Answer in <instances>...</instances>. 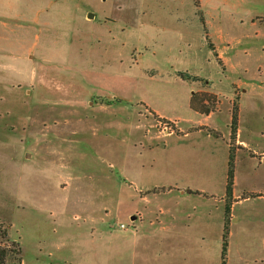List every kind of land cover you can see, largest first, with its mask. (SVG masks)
<instances>
[{"label":"rangeland","instance_id":"rangeland-1","mask_svg":"<svg viewBox=\"0 0 264 264\" xmlns=\"http://www.w3.org/2000/svg\"><path fill=\"white\" fill-rule=\"evenodd\" d=\"M2 62L6 264H221L231 146L226 264H264V0H0Z\"/></svg>","mask_w":264,"mask_h":264},{"label":"trees","instance_id":"trees-1","mask_svg":"<svg viewBox=\"0 0 264 264\" xmlns=\"http://www.w3.org/2000/svg\"><path fill=\"white\" fill-rule=\"evenodd\" d=\"M203 23V21H201ZM207 38V36H206ZM182 77L185 78V74L180 73ZM109 103V102H108ZM190 109L197 111V109L194 106V99L193 96L190 100ZM203 114H209V110L205 109L204 111H199ZM237 114L235 112V109L232 110V115H231V124H230V130H231V139L233 142L235 141V134L237 130ZM234 147L231 146L230 148V154L228 158V164H227V176H226V185H225V208H224V228H223V244H222V252H221V264H226V254H227V242L225 240L226 235H227V230H228V216L230 214V209H231V204H232V192H233V187H234ZM0 237H6V231L4 229L1 230L0 228ZM14 255L19 254V250H16L13 252ZM7 251L5 249H0V264H6L7 260ZM19 264V260H18Z\"/></svg>","mask_w":264,"mask_h":264},{"label":"crops","instance_id":"crops-1","mask_svg":"<svg viewBox=\"0 0 264 264\" xmlns=\"http://www.w3.org/2000/svg\"><path fill=\"white\" fill-rule=\"evenodd\" d=\"M4 66H5V63L4 62H2V64H1V66H0V68L2 67V68H4ZM3 70V69H2ZM196 89H198V88H196V87H194L193 89H190L189 90V93H190V98H189V105H190V100H191V98H192V96L194 95V94H196L197 92H207V90H196ZM113 96V95H112ZM109 100H113V99H109ZM101 107H103V105H101ZM189 108H190V106H189ZM194 112V111H193ZM195 114H198L197 112H194ZM154 115L156 116V117H158V118H160V119H163V118H161V115L159 114V113H154ZM199 115H201V114H199ZM201 116H203L205 119H207V120H209L212 116H213V113H210L209 115H201ZM190 121V122H189ZM188 122L189 123H191V124H193V121H191V119H189L188 120ZM198 127L199 126H208V124L207 123H203V122H198V123H195ZM156 189V188H155ZM175 189V188H174ZM177 190V193L178 194H180V195H184V194H190V193H192V190L191 189H189L188 191H187V193H186V190L184 189V188H176ZM152 190L150 189L148 192H151ZM142 192H144V190H142V191H140V190H137L136 191V196L139 198V196H140V194L142 193ZM165 192H167V193H171L172 191L171 190H168V191H165ZM234 192V191H233ZM155 193V192H154ZM166 193V194H167ZM153 195H156V194H153ZM234 195H236L235 194V192H234ZM140 199V198H139ZM140 200H142V199H140ZM238 202H240V201H238ZM237 202H234L233 203V205H235ZM232 205V206H233ZM232 206H231V215H232V217H231V221L234 219V215H233V213H232ZM234 220H236V219H234Z\"/></svg>","mask_w":264,"mask_h":264},{"label":"water","instance_id":"water-1","mask_svg":"<svg viewBox=\"0 0 264 264\" xmlns=\"http://www.w3.org/2000/svg\"><path fill=\"white\" fill-rule=\"evenodd\" d=\"M89 17H91V15Z\"/></svg>","mask_w":264,"mask_h":264}]
</instances>
